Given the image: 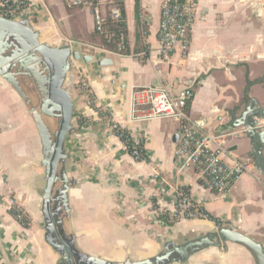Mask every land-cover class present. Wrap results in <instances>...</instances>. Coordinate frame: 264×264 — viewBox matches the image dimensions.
I'll return each instance as SVG.
<instances>
[{
    "label": "crops",
    "instance_id": "1",
    "mask_svg": "<svg viewBox=\"0 0 264 264\" xmlns=\"http://www.w3.org/2000/svg\"><path fill=\"white\" fill-rule=\"evenodd\" d=\"M100 1L106 20L111 19L114 7L121 9L128 48L123 55H100L99 59H112V65L99 66V59L72 63L67 80L72 84L74 131L65 140L66 170L72 183L69 212L60 216V229L75 238L79 251L112 262L153 258L164 251L167 241L183 244L226 225L264 249V165L257 166L250 134L233 135L226 142L224 161L244 160L250 170L228 194L221 195L200 171H179L174 155L178 142L173 139L180 128L177 120L129 121L135 89L164 81L173 94L194 84L188 114L205 120L208 131L245 129L233 123L248 100L255 98L259 107L264 106V0H198L188 54L177 51L167 58L158 54L163 0H139L138 8L136 0ZM44 3L37 22L33 21L41 42L57 47L61 42L74 43L77 48L79 43L105 46L88 6H69L66 0ZM26 78L19 79L22 83ZM81 78L92 93L91 104L78 85ZM31 106L0 76V264H68L45 239L40 194L46 185L45 169ZM109 120L125 127L135 139L144 133L147 161H136L124 150L121 139L107 130ZM258 126L264 131V119ZM257 145L264 164V143ZM155 173L159 177L153 181ZM178 186L203 204L208 218H186L175 224L157 219L159 201L172 208ZM8 198L17 200L29 224L15 218ZM168 264L256 261L247 247L228 242L195 252L184 262Z\"/></svg>",
    "mask_w": 264,
    "mask_h": 264
},
{
    "label": "built area",
    "instance_id": "2",
    "mask_svg": "<svg viewBox=\"0 0 264 264\" xmlns=\"http://www.w3.org/2000/svg\"><path fill=\"white\" fill-rule=\"evenodd\" d=\"M69 6H88L93 15L94 28L107 44H114V48L81 44V54H89L94 59L100 55H123L128 48L125 30L114 31L109 28L108 20L103 14L100 0H66ZM45 7L44 0H0V17L20 21L28 19L30 22L37 16L38 9ZM198 10V0H163L158 30V54L161 57H170L179 51L187 55L190 50L192 31ZM110 20L122 22V12L119 7L111 10ZM105 43V44H106ZM67 45H75L67 44ZM158 74L162 71L157 67ZM78 85L86 93L88 103H93V96L84 78ZM195 96L194 84H188L177 94H173L166 83L160 85L138 86L133 94L130 106L129 121L131 123L146 124L155 119H174L180 123L179 140L174 150L178 161L179 171L194 168L208 177L210 187L218 194H228L241 176L250 170V164L237 159L233 164L224 161L227 151L226 142L230 136L247 132L246 129L237 130L228 127L224 130L206 129L207 122L203 119H192L188 108ZM107 130L116 134L122 141L123 148L136 161H147L146 152L141 134L135 139L130 132L119 123L108 121ZM159 174L155 173V181ZM158 202V201H157ZM8 208L17 220L29 224V219L15 198H8ZM157 219H164L167 224H175L186 218H208L203 204L196 200L188 189L178 186L175 188L173 207L170 208L160 200L156 206Z\"/></svg>",
    "mask_w": 264,
    "mask_h": 264
},
{
    "label": "water",
    "instance_id": "3",
    "mask_svg": "<svg viewBox=\"0 0 264 264\" xmlns=\"http://www.w3.org/2000/svg\"><path fill=\"white\" fill-rule=\"evenodd\" d=\"M79 60L91 63L94 57L81 54L71 45L57 47L41 42L39 32L28 19L16 21L0 17V76L29 103L31 99L26 95L19 78L26 76L33 80L43 95L40 111L61 119L52 139L41 114L35 109L32 113L31 110L42 144L41 165L45 169L46 185L40 194L46 242L59 252L68 264H168L174 260L184 262L195 252L210 246L223 247L228 242L247 247L253 254L256 264H264L262 244L229 225L221 226L183 244L167 241L163 252L153 258L137 261L112 262L98 256L87 255L76 248L75 238H68L60 229L62 223L60 216L63 212H69L68 190L72 183L66 170L68 154L65 150V140L68 134L74 131L72 125L74 104L71 93L66 88V81L72 63ZM97 63L99 66H108L114 62L105 56ZM261 119H264V106L259 107L258 101L250 98L245 110L239 117L234 118L233 123L234 126L245 127L247 134L254 139L253 152L257 155V166L260 169L264 165L257 145L258 142L264 143V131L258 126ZM173 139L178 142L179 134ZM59 183L62 184V188L57 189Z\"/></svg>",
    "mask_w": 264,
    "mask_h": 264
},
{
    "label": "rangeland",
    "instance_id": "4",
    "mask_svg": "<svg viewBox=\"0 0 264 264\" xmlns=\"http://www.w3.org/2000/svg\"><path fill=\"white\" fill-rule=\"evenodd\" d=\"M33 21H34V23L37 22V20L35 18L33 19ZM33 21L31 22L32 25H33ZM59 45L61 47L64 45V43L61 42ZM64 46H66V45H64ZM72 47L74 49H77L81 53L82 50L79 48V46H78V48H77V45L72 46ZM22 80H23L22 83H21V81H20V83H21L23 89L26 91V95L31 98L32 113H33V110L35 109L41 114L43 121H44V124L46 125L50 136L52 137V139H54V134L57 132V130L59 128V124H60V120H61L60 117L48 116V115L43 114L40 111V107H39V104L43 98L42 93L39 92L37 85L34 83L33 80H30L29 78L22 79ZM71 87H72V84L67 80L66 88L69 90V89H71Z\"/></svg>",
    "mask_w": 264,
    "mask_h": 264
},
{
    "label": "trees",
    "instance_id": "5",
    "mask_svg": "<svg viewBox=\"0 0 264 264\" xmlns=\"http://www.w3.org/2000/svg\"><path fill=\"white\" fill-rule=\"evenodd\" d=\"M139 7V0H136V8ZM108 25H109V28L111 30H114V31H118V30H125V26H124V23L123 22H113L111 20H108ZM104 43H106L104 41ZM105 46H107L108 48H111L113 49L114 48V44H105Z\"/></svg>",
    "mask_w": 264,
    "mask_h": 264
},
{
    "label": "flooded vegetation",
    "instance_id": "6",
    "mask_svg": "<svg viewBox=\"0 0 264 264\" xmlns=\"http://www.w3.org/2000/svg\"><path fill=\"white\" fill-rule=\"evenodd\" d=\"M46 75H47V73H46ZM37 88H38L39 92L42 93V92H41V89H40V87H39L38 85H37ZM41 102H42V101H41ZM41 102H40V104H39V107H40V105H41Z\"/></svg>",
    "mask_w": 264,
    "mask_h": 264
}]
</instances>
